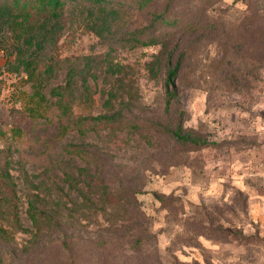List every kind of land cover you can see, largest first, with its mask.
Listing matches in <instances>:
<instances>
[{"label": "rangeland", "instance_id": "1", "mask_svg": "<svg viewBox=\"0 0 264 264\" xmlns=\"http://www.w3.org/2000/svg\"><path fill=\"white\" fill-rule=\"evenodd\" d=\"M67 12L45 91L64 92L70 110L51 108L30 121L29 84L1 77L0 225L15 241L0 244V264H264V52L249 67L237 54L222 60L238 17L264 39V0H153L141 11L122 10L104 35L95 34L84 6ZM160 13L179 23H153ZM161 43L178 46L170 106ZM111 62L116 73L107 75ZM69 66L91 72L90 102L79 79L73 96L65 89ZM98 116L117 123L87 120ZM80 119L93 128L56 140L61 124ZM178 124L217 145L184 152L172 138ZM13 131L19 136L9 140ZM29 200L43 217L40 232Z\"/></svg>", "mask_w": 264, "mask_h": 264}, {"label": "trees", "instance_id": "2", "mask_svg": "<svg viewBox=\"0 0 264 264\" xmlns=\"http://www.w3.org/2000/svg\"><path fill=\"white\" fill-rule=\"evenodd\" d=\"M153 0H0V90L3 86V79L1 78L4 72L24 79L29 84L31 93L29 94V107L25 108L26 118L30 121L36 120L43 116V112L51 108H57L65 113L70 110L71 105L66 100L64 92L58 89H51L50 97H47L45 88L48 81H51L56 74L57 55L59 53V42L62 39L63 31L68 26L69 15L67 9L71 4H79L84 6L85 15L88 22L93 25L95 34L104 35L111 32L113 24L119 23V15L122 10L141 11L152 4ZM238 13L239 11H235ZM157 22L163 27H175L179 23L177 18H167L164 13L154 14L153 23ZM191 29H199L209 32H217L220 36L225 31L219 30L212 25H192ZM135 30L129 32V37L137 40L141 35L149 30ZM193 30V29H192ZM227 33L235 35V40L228 43L226 46L228 50L225 51V56L222 60L228 62L236 60L237 54L239 62L244 63L245 66H252V64L260 63V59L254 56L264 52V39L260 38L259 33H256L253 24L244 21L243 17H238L235 24L229 25ZM213 34V33H211ZM223 48V45L219 43ZM178 46L167 47L165 43H161L162 56L168 59V65L165 72L164 89L166 96V106H170L176 99L177 85L179 79V72L181 70L180 62L173 61L174 53ZM225 49L223 48V51ZM248 54V56L243 54ZM242 54V55H240ZM3 60V63L1 61ZM264 62V61H262ZM224 63V62H223ZM222 63V64H223ZM225 62V65L227 64ZM160 63L154 60L151 63L150 72L156 73L157 67ZM117 64L109 63L105 70L108 74L116 73ZM76 79L80 80V86L85 91V95L90 102V79L91 72L86 71L85 67L75 68L69 66L66 71V87L73 96L74 84ZM123 82V80H121ZM1 92V91H0ZM89 94V95H88ZM55 98V100H53ZM87 120L92 123V126L100 125L101 123L115 124L116 116L113 119L90 117ZM89 123L80 119L69 124H61V132L57 134L56 140L62 141L69 132L86 133L89 131ZM0 135L5 140L6 131L0 129ZM19 134L15 131L8 136L9 140L18 137ZM173 141L179 148H183L184 152H195L202 149H207L216 146L217 143L209 141L194 132H186L180 124L172 133ZM74 154L83 157L84 151L81 149H74ZM3 170L9 176V170L5 166ZM2 175V174H1ZM137 204V203H135ZM29 209H31V224L35 227L36 232H40V227L43 224L42 215L36 214L34 211L33 201H28ZM18 218V216H15ZM18 221V219H17ZM230 232V231H228ZM241 234L233 233L232 237L239 240ZM14 236L9 235L8 232L0 225V244L4 246H11L14 243Z\"/></svg>", "mask_w": 264, "mask_h": 264}]
</instances>
